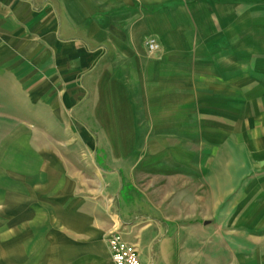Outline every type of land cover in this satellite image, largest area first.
Masks as SVG:
<instances>
[{
  "label": "crops",
  "instance_id": "0c3cea01",
  "mask_svg": "<svg viewBox=\"0 0 264 264\" xmlns=\"http://www.w3.org/2000/svg\"><path fill=\"white\" fill-rule=\"evenodd\" d=\"M0 76L54 117L85 122L90 142L76 147L92 152L0 142V264H114L105 236L118 227L155 264L153 238L119 220L123 182L93 135L144 124L160 148L171 135L224 138L226 166L240 151L264 198V141L231 138L264 135V0H0Z\"/></svg>",
  "mask_w": 264,
  "mask_h": 264
},
{
  "label": "rangeland",
  "instance_id": "374dc122",
  "mask_svg": "<svg viewBox=\"0 0 264 264\" xmlns=\"http://www.w3.org/2000/svg\"><path fill=\"white\" fill-rule=\"evenodd\" d=\"M6 83L0 76V142L51 145L62 158L91 159L86 146L76 147L90 142L77 129L85 122L56 118L49 104L25 97L29 89ZM138 130L93 135L91 143L107 148L106 169L123 182L113 203L122 226L153 238L145 257L155 264H264V198L249 182L253 170L242 153L229 152L227 167L224 138L214 146L171 135L160 148L144 124ZM231 138L264 141L254 134Z\"/></svg>",
  "mask_w": 264,
  "mask_h": 264
},
{
  "label": "built area",
  "instance_id": "2783aa9c",
  "mask_svg": "<svg viewBox=\"0 0 264 264\" xmlns=\"http://www.w3.org/2000/svg\"><path fill=\"white\" fill-rule=\"evenodd\" d=\"M145 46L149 52H154L159 48L154 39L146 40ZM105 242L114 264H142L137 247L124 241L118 229L110 231L105 236Z\"/></svg>",
  "mask_w": 264,
  "mask_h": 264
}]
</instances>
